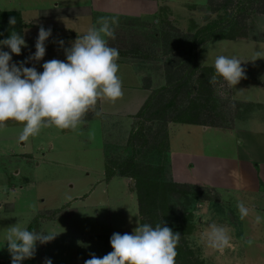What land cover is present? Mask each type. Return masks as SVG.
<instances>
[{
    "label": "rangeland",
    "instance_id": "obj_1",
    "mask_svg": "<svg viewBox=\"0 0 264 264\" xmlns=\"http://www.w3.org/2000/svg\"><path fill=\"white\" fill-rule=\"evenodd\" d=\"M155 1L156 7L149 14L110 16V24L115 19L112 29L133 31L136 37L164 27L194 32L210 15L208 0ZM0 5L7 7L5 3ZM34 29L28 25L23 31L33 37ZM87 29L79 28L82 33ZM244 32L248 39L213 40L197 51L200 66L214 67L216 56L227 55L239 58L245 69L244 78L237 84L216 76L217 110L223 117L219 121L224 122L226 129L171 123L167 143L155 147L148 136V127L152 126L147 121L150 113L122 121L103 115L99 100L76 128L49 125L25 141L18 140L20 122L5 121L0 127V262H10L3 233L17 221L28 228L38 220L39 230L59 233L53 241L37 244L35 255L22 264H42L46 257L53 264H83L90 254L99 257L110 252L109 238L113 232L130 233L137 226V217L141 223L134 180L117 174L120 163L133 159L143 165H165L168 180L191 186L192 195L182 201L186 205L180 208L184 226L177 241L183 246L179 264H264V219L260 223L255 221L256 215L264 218V186L248 193L201 185L211 179L215 164L220 162L228 168L236 158L238 141L229 132L240 126H264V42L255 41H264V16L256 15ZM2 33L0 38L9 35L7 31ZM60 39L65 46L71 40ZM25 40L27 48H22L20 55L13 54V61H21L35 51V41ZM156 48L162 49L161 44H156ZM53 58L64 59L63 49L57 43L46 44L43 59L25 66L42 71L43 61ZM129 65H118V77L123 83L121 96L127 97L105 100L107 105L119 102L116 106L120 109H130L120 104L133 93L132 86L126 88L127 84L132 85L128 81L133 80L120 75L121 71L132 73L140 81L141 77H148L154 89L165 84L162 62ZM137 131L142 137L134 138ZM109 171L116 175L108 178ZM237 202L249 209L243 219ZM213 222L225 226L230 235L229 245L222 250L210 248L202 240L208 224Z\"/></svg>",
    "mask_w": 264,
    "mask_h": 264
},
{
    "label": "clouds",
    "instance_id": "obj_2",
    "mask_svg": "<svg viewBox=\"0 0 264 264\" xmlns=\"http://www.w3.org/2000/svg\"><path fill=\"white\" fill-rule=\"evenodd\" d=\"M114 23L115 19L110 24L108 18H99L97 25L78 34L67 47L63 39L56 40L63 49L64 59L43 61L42 71L25 65L43 59L46 42L52 35L51 27H38L35 51L21 61H13V54L20 55L22 48H27L24 35L12 30L8 36L0 38V127L5 121L20 122V141L34 137L42 127L49 125L74 129L98 100L120 97L122 88L116 63L119 52L106 40L113 35ZM15 24L16 18L10 16L8 25ZM241 62L236 56H216L215 74L209 82L214 83L219 75L225 82L237 84L245 76ZM236 207L241 219L248 216L249 209L243 202H237ZM262 219L260 215L255 216L257 223ZM136 225L130 233L113 232L109 238L112 250L99 257L90 254L83 264H174L180 233L173 231L163 219L153 226L140 223L137 217ZM58 234L48 229L29 230L20 226L19 221L6 227L3 240L10 264H22L32 258L37 244H47ZM202 240L208 247L222 250L229 245L230 235L225 226L213 222L208 224ZM42 264H53V261L46 257Z\"/></svg>",
    "mask_w": 264,
    "mask_h": 264
},
{
    "label": "trees",
    "instance_id": "obj_3",
    "mask_svg": "<svg viewBox=\"0 0 264 264\" xmlns=\"http://www.w3.org/2000/svg\"><path fill=\"white\" fill-rule=\"evenodd\" d=\"M207 6L210 15L206 23L196 27L194 32L164 27L161 31L154 30L143 33V37H136L133 31L116 28L112 29L113 35L108 37L109 46L117 48L119 52L116 62L138 64L159 61L164 64L165 84L151 91L137 113V117L150 113L147 121L152 126L148 127V136L154 146L167 143V128L171 123L226 129L224 122L219 121L223 117L217 110V82H209L215 69L212 66L198 65L197 51L200 46L213 40L248 39L249 36L244 31L256 15L264 16V0H208ZM10 16L16 18L14 26L8 25ZM24 26L19 11L0 10L1 32L10 33L15 30L23 34ZM155 35L158 38H153ZM258 40L264 42L255 39ZM158 43L162 49L156 48ZM148 79L143 77L144 88L151 89ZM136 137H142L140 131L134 134V138ZM120 164L117 174L134 180L141 223L147 222L154 226L163 219L173 231L180 233L184 226L180 208L186 205L182 201L192 195L191 186L176 183L171 178L168 180V169L162 164L143 165L133 159ZM109 172L108 178L116 173ZM28 229L39 230L38 220H34ZM181 236L180 233V238ZM182 253L183 246L177 242L174 264L180 263Z\"/></svg>",
    "mask_w": 264,
    "mask_h": 264
},
{
    "label": "crops",
    "instance_id": "obj_4",
    "mask_svg": "<svg viewBox=\"0 0 264 264\" xmlns=\"http://www.w3.org/2000/svg\"><path fill=\"white\" fill-rule=\"evenodd\" d=\"M1 3H5L7 7L0 5V10L19 11L25 23L24 27L32 25L36 28L33 30L35 33L33 37L23 31L25 39L29 38L35 41L40 25L45 28L51 27L52 35L46 42L50 45H55V41L61 37L74 40L78 34H83L79 28L84 26L89 28L98 24L96 17H140L149 14L148 12L156 7L155 0H0ZM67 46L70 44L68 43ZM116 63L129 65L122 62ZM134 71L137 72L135 68ZM120 75L131 76L134 81H128L132 85H126L128 86L127 90H129V86H132L130 91L133 93L130 98L127 102L124 99L120 104V106L126 104L130 109H120L116 106L119 102L111 104V107L109 104L107 105V101H105L107 99L103 98L99 100V104L103 115L115 116V118H122V121H125L126 118H135L153 87H150L151 89L144 88L143 77L140 81L130 72L121 71ZM124 82L127 81L124 79ZM124 97L127 96H121V98ZM202 131L204 132V130ZM229 133H234L238 141L235 143L236 158L231 160L228 168H224L220 162L215 164V167L213 164L215 169L211 173V179L202 181L201 185L211 186L213 190H234L248 193L250 190L260 191L264 186V126H240ZM261 193L264 194V191Z\"/></svg>",
    "mask_w": 264,
    "mask_h": 264
}]
</instances>
